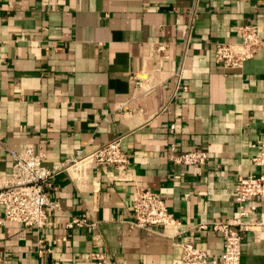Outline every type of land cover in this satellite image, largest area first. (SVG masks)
<instances>
[{"label": "crops", "instance_id": "1", "mask_svg": "<svg viewBox=\"0 0 264 264\" xmlns=\"http://www.w3.org/2000/svg\"><path fill=\"white\" fill-rule=\"evenodd\" d=\"M245 23L264 38V0H0V173L25 145L51 167L121 137L132 161L127 182L96 168L86 182L59 176L43 229L4 224L0 208L3 264H97L94 252L105 264H173L185 242L220 256L222 235L195 227L237 217L240 177L264 171L253 163L264 154V47L235 69L215 56ZM161 42L168 57H150ZM172 144L206 150L209 163L172 164ZM137 185L164 197L181 234L131 226ZM247 206L264 223V200ZM77 218L97 228L69 227ZM242 264H264V230L246 233Z\"/></svg>", "mask_w": 264, "mask_h": 264}, {"label": "built area", "instance_id": "2", "mask_svg": "<svg viewBox=\"0 0 264 264\" xmlns=\"http://www.w3.org/2000/svg\"><path fill=\"white\" fill-rule=\"evenodd\" d=\"M191 19H195L198 9L190 11ZM239 41L236 43H217L216 61L225 69L242 67L264 47V38L257 25L245 23L236 27ZM187 35V41L190 39ZM150 57H168L165 52L168 45L164 42L151 46ZM180 75V72H179ZM138 86L144 88L143 81ZM149 85V84H148ZM149 87L145 92H150ZM175 129V125L171 126ZM14 159L10 173H0V208L4 211L3 223H17L28 228L43 229L49 224V208H58L59 204L50 197V190L59 176H68L73 182H86L93 169H105L113 182L131 180L129 169L131 158L122 148V138L118 137L108 144L86 153L80 149L77 153L51 167L43 164V156L35 152L31 145H25L11 152ZM169 160L174 165L203 167L209 163L210 156L206 150L179 151L175 144L171 145ZM254 165L264 166V154L253 159ZM235 201L239 208L237 217L221 221L200 223L196 231L212 229L222 235L224 250L220 256H210L193 242L180 244L182 255L173 264H242L243 241L248 231L259 234L264 230L263 222L248 221L255 207L247 206L250 200H264V171L249 176H241L235 189ZM133 219L130 224L152 233H161L175 237L182 233L181 221L169 210L164 197L150 189L137 185L132 195ZM86 225L91 230L97 228L96 222L72 219L69 227ZM97 264H105L107 256L100 252L92 254ZM5 262L0 258V264Z\"/></svg>", "mask_w": 264, "mask_h": 264}]
</instances>
